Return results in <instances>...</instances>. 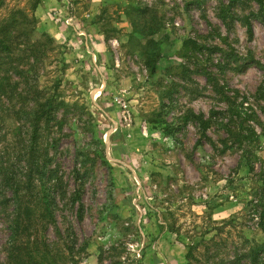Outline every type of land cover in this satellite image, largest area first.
Masks as SVG:
<instances>
[{
	"label": "rangeland",
	"instance_id": "rangeland-1",
	"mask_svg": "<svg viewBox=\"0 0 264 264\" xmlns=\"http://www.w3.org/2000/svg\"><path fill=\"white\" fill-rule=\"evenodd\" d=\"M3 1L35 18L38 83L65 103L40 121L51 210L34 256L264 264L249 254L264 240V0ZM10 219L0 210L1 262Z\"/></svg>",
	"mask_w": 264,
	"mask_h": 264
},
{
	"label": "trees",
	"instance_id": "trees-1",
	"mask_svg": "<svg viewBox=\"0 0 264 264\" xmlns=\"http://www.w3.org/2000/svg\"><path fill=\"white\" fill-rule=\"evenodd\" d=\"M3 2L0 0V138L5 136L3 141L6 145H0V188L10 187L12 194L7 196L0 192V210L11 216L10 237L6 244L7 259L0 261V264H51V261L34 256L38 247H34L37 238L32 237L38 232V225L45 223L51 210L47 200L50 193L44 187L48 154L40 152L38 137L41 134L40 121L45 119L48 122L65 103L58 99L55 88H41L38 83L36 64L40 63L39 57L42 59L45 50L38 52L41 43L32 36L35 18L19 7L2 15ZM139 10L148 12L149 8ZM47 39L44 41L46 51L53 48L52 38ZM27 52H31V63L22 60L26 59ZM7 118L19 124L15 128L16 134L12 132L16 142L14 147L9 146L13 137H7L6 131L2 134ZM21 127H26L30 135L26 143L23 141V131L19 133ZM23 158L27 162L24 180L20 170L23 168L18 165ZM33 175L39 176L40 184L36 185L37 180ZM11 206L12 211H9ZM262 229L264 231V224ZM263 250L264 240L251 244L249 254L257 260Z\"/></svg>",
	"mask_w": 264,
	"mask_h": 264
},
{
	"label": "built area",
	"instance_id": "built-area-1",
	"mask_svg": "<svg viewBox=\"0 0 264 264\" xmlns=\"http://www.w3.org/2000/svg\"><path fill=\"white\" fill-rule=\"evenodd\" d=\"M115 101H116V103H119L121 105V107L126 108V103L122 99H120L119 97L116 96Z\"/></svg>",
	"mask_w": 264,
	"mask_h": 264
},
{
	"label": "crops",
	"instance_id": "crops-1",
	"mask_svg": "<svg viewBox=\"0 0 264 264\" xmlns=\"http://www.w3.org/2000/svg\"><path fill=\"white\" fill-rule=\"evenodd\" d=\"M102 2H103V1H101V5H102ZM121 18H125V17H124V16H121Z\"/></svg>",
	"mask_w": 264,
	"mask_h": 264
}]
</instances>
